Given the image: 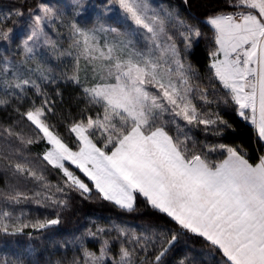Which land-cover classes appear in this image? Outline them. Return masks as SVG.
Listing matches in <instances>:
<instances>
[{"label":"snow or ice","instance_id":"obj_1","mask_svg":"<svg viewBox=\"0 0 264 264\" xmlns=\"http://www.w3.org/2000/svg\"><path fill=\"white\" fill-rule=\"evenodd\" d=\"M111 3L119 9L120 27L105 26L99 19L98 26L90 28L70 22L66 50L58 48L44 28L64 14L43 3L38 13L30 11V31L19 45L22 61L35 60L41 43L53 56L71 57L73 69L61 78L79 87L96 116L74 121L69 127L76 140L74 150L47 119L55 111L42 87L56 82L50 70L37 64L25 75L19 66L5 62L0 69V88L5 90L0 106L9 103L7 96L22 98L30 89L43 99L21 113L35 135L25 136L9 127L2 130L4 138L14 137L24 146L43 140L46 147L39 159L46 162L45 168L59 170L62 178L52 191L45 183L44 170L38 174L20 148L13 149L19 159L5 157L7 170L43 185L47 190L44 200L59 208L66 207L68 199L57 194L67 197L69 192H78L87 199L94 188L104 201L128 212L136 210V201L142 197L175 226L149 225L139 233L116 226L122 238L116 254L109 255L107 240L98 255L81 244V256L71 264H106L107 259L111 264H163L162 258L189 234L206 242L213 264H264V155L253 160L242 147L202 146L188 134L190 127L201 125L214 135L221 134V125L231 127L218 113L205 111L195 102L213 103L207 87L195 83L198 77L185 55L193 37L201 36L200 29L176 10L154 7L149 0ZM228 3L233 11L213 13L204 20L215 45L209 53L208 79L214 90H223L219 100L234 106L236 115L264 142V0ZM75 4L83 7L81 0ZM15 14L22 16L23 12ZM11 32L0 24V41L9 40ZM175 32L183 38V51ZM12 89L16 91L9 92ZM212 153H219V158ZM0 196L9 203L30 198L20 191H0ZM59 223V215L30 222L0 211V233L5 235ZM13 264L23 262L17 259Z\"/></svg>","mask_w":264,"mask_h":264},{"label":"trees","instance_id":"obj_2","mask_svg":"<svg viewBox=\"0 0 264 264\" xmlns=\"http://www.w3.org/2000/svg\"><path fill=\"white\" fill-rule=\"evenodd\" d=\"M159 1L163 5L176 9L182 19L200 29L202 34L200 37L192 39L195 44L187 52V58L192 66L203 71V75L209 81V53L215 45L213 32L204 23V20L207 15L218 12H230L234 9L231 8L228 0H188L187 3H185V0ZM179 40L177 39L178 44ZM207 88L212 93L210 96L208 93V98H214L211 100L213 101L211 105L215 104L217 110L224 115V119L227 122L230 121L236 127L233 132L224 131L221 138L223 137L224 141L230 138V141L233 143L242 145L253 160L260 155H264V144L258 139L253 128L236 115L234 106H229L222 100H219L223 90H214L210 82ZM66 89L61 97L62 101L56 107H53L55 110L53 118L59 122L77 117L79 114L85 113L88 108L86 102L83 100V96L76 94L71 89ZM9 127L13 128L16 132H22L25 136L32 135V133L28 122L22 121L19 117L11 115L0 116V151L1 161L4 163V169L1 168L0 170L6 180V189L8 192L20 191L30 197L28 200H21L19 203L14 204V210L19 209L22 211L20 215L27 212L28 215L26 218H23L25 221L30 220L35 222L43 216H50V219H55L59 215L60 223L39 231L29 227L27 231L14 236L0 234V264H4L5 260L8 264H13V261L17 259H20L23 264H47V262H51L50 257L56 259L55 264L58 261L61 264H71L74 257L81 256L80 245L75 242L76 235L91 220L96 221L97 224L102 226L105 237L112 240H120V242L122 238H118V232L115 230L116 226L134 230L137 233L144 231L149 225L155 228L166 227L172 229L175 227L166 217H162L152 210L142 197L136 201V210L128 212L119 209L109 201H104L95 192L94 188L90 195L86 194L89 195L87 199L78 192H69L67 197L57 194L60 198L68 199V205L64 208H59L51 204L50 201L42 205L36 203L35 194L38 191L47 193V190L43 185H38V183L31 179L14 176L10 170H7L6 164L8 161L5 157L19 159L13 155V149H22L28 156V159L34 162V167L38 174L42 169L44 170L45 183L52 186V191L55 190L57 184L61 183L62 173L57 169H52L51 166L45 168L46 162H42L39 159L42 157L46 147L43 142L24 146L14 137H9L5 140L6 134H3L2 130ZM220 143H224L223 140ZM74 171L86 183L91 185V182L87 181V178L83 177L82 173H79L77 169H74ZM22 203L24 204L20 206ZM0 211L3 210L0 209ZM117 249L118 247H115V250ZM209 251L206 242L202 238L189 234L186 238L177 241L165 257L168 258L167 261L171 262V264H179V261L182 259L185 260V264H193L194 261L196 264H213V260L208 256ZM218 259L219 257L217 256L216 260Z\"/></svg>","mask_w":264,"mask_h":264},{"label":"rangeland","instance_id":"obj_3","mask_svg":"<svg viewBox=\"0 0 264 264\" xmlns=\"http://www.w3.org/2000/svg\"><path fill=\"white\" fill-rule=\"evenodd\" d=\"M149 2L154 7H169L163 5L159 0H149ZM41 3L54 9L58 13L64 14L60 20L53 21L51 25L49 24L44 25L45 32L47 33L49 38L55 41L57 43L58 48H60L61 50H66L68 48L69 36H68L67 25L70 22H76L81 27L90 28L93 25H97V20L99 19V21L105 24V26L119 28L121 25L122 18L119 16V9L116 8L115 5L111 3V0H81L83 7H77L75 4V0H0V24L4 25L6 28L12 29L10 39L7 41H0V69H2L5 66V62H7L9 65L19 66L25 75H27L29 68L34 69L37 67V64L41 65L45 69H49L50 74L56 78V82L43 84L42 87L44 92L47 93L49 102L51 103L52 107H56L62 101L61 97L66 88L71 89L76 94L82 96L79 87H77L75 84L71 83L70 81H66L65 79L61 78L62 73H66V72L71 73L74 65L73 59L68 56L59 57V58L57 56H53L51 54L52 50L46 46H43L42 43H41V47L38 48L36 51L35 60L24 63L20 55L22 49L19 47V45L21 41L26 38V36L29 34L30 31L29 25L31 21H30L29 13L30 11L38 13L39 12L38 5ZM18 10L23 12L22 16H17L15 14ZM77 12L79 13V15H77ZM175 36L176 39H180L178 47L181 49V51H183L184 48L183 38L179 36L178 32H175ZM194 44H195L194 41H192V47L194 46ZM185 55L187 62L191 64V62L187 58V53ZM192 67L195 70L196 75L198 77V80L195 81V83H199L201 86L208 87L209 81L203 75L202 73L203 71L198 70L194 66ZM81 68L83 69V64L81 65ZM83 75L84 74L82 71L81 72L82 80H83ZM9 78H11L10 73H9ZM15 91L16 90L14 89L9 90V92H15ZM58 92L60 93V95H57ZM208 93L209 96L210 94L212 95V93L209 90ZM0 97H5V90L3 88H0ZM7 99L9 100V103L7 105L0 106V116L11 115L13 117H17V118L19 117L22 121L28 122L26 119H24L21 116V113L26 111L33 104V102H35L38 106L40 101L43 99V97L37 96L35 94V91L30 89L28 91L27 96L20 98L18 97V95H9L7 96ZM212 99L214 98L212 97L209 98V100ZM195 102L205 111L218 113L219 116L226 121V119H224L225 118L224 115L219 110H217L215 104L205 105L201 100H196ZM88 116H92V117L96 116V111L94 107L88 106L87 111L85 113H81L77 117H72L62 122L55 120L53 118L54 117L53 113H49L47 119L50 124L54 125V130L58 132L65 140V142H67L75 150L76 140L74 135L71 134L68 129L74 121H78L80 119L86 120ZM180 123L183 124L184 122L180 121ZM228 124L231 125V127H224L223 125L220 126L222 132L219 135H214L211 131L206 132L204 130L203 125L199 127H190L188 129V134L191 137H193L202 146L220 144V142L223 140L224 144H228L234 147H242L245 150V148L239 143H233L232 141H230V138H227L228 140L227 141L225 140L226 142L224 141L223 137L221 138V135L224 133V131L233 132L236 129V127L233 126V124H231L230 121L228 122ZM28 125L30 126V122H28ZM32 135L34 136L35 134L32 133ZM42 142L46 145V143L43 140L39 141V143ZM262 143L264 144V142ZM210 155L219 158V153H212ZM1 159L2 157L0 151V169L1 168L4 169V163H2ZM68 167H73V166L68 165ZM5 181L6 180L4 178V175L3 173H1L0 170V191L2 192H8L6 189ZM38 192L41 193V196L37 197L35 195L36 203L41 205L47 204L49 201L44 200V195L46 193L42 191H38ZM14 204L16 203L14 202L9 203L5 201L2 196H0V209L10 211L13 213L14 216H19L22 213V211H20L19 209L14 210L13 208ZM23 204L24 203H22L20 206H22ZM27 215L28 213L24 212L20 216L23 219L26 218ZM45 219H50V216H43L40 220L43 221ZM98 228L103 229L100 224H97L96 221L91 220L88 225L84 226L83 229L81 228L79 230V232L76 235L75 242H77L80 246L81 244H83L84 247H87L89 251L95 252L98 255L101 244L103 243V241L107 240L109 242V248H110L109 255L112 256L116 254L120 247V243H121L120 240L108 239L107 237H105L104 231L97 232ZM28 229L29 228H26L24 231H27ZM89 232L94 233L95 235H88ZM115 247H118V249L115 250ZM33 251L35 252V250ZM50 259L52 263L47 262V264L56 263L55 258L50 257ZM162 260H163V264H167V263L171 264V262L167 261L168 260L167 257H163ZM106 264H111V259H107Z\"/></svg>","mask_w":264,"mask_h":264},{"label":"crops","instance_id":"obj_4","mask_svg":"<svg viewBox=\"0 0 264 264\" xmlns=\"http://www.w3.org/2000/svg\"><path fill=\"white\" fill-rule=\"evenodd\" d=\"M262 142V141H261Z\"/></svg>","mask_w":264,"mask_h":264}]
</instances>
